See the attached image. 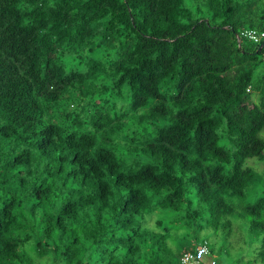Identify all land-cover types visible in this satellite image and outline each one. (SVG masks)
<instances>
[{
    "label": "trees",
    "instance_id": "1",
    "mask_svg": "<svg viewBox=\"0 0 264 264\" xmlns=\"http://www.w3.org/2000/svg\"><path fill=\"white\" fill-rule=\"evenodd\" d=\"M246 28L264 0H0V264H180L240 216L264 264Z\"/></svg>",
    "mask_w": 264,
    "mask_h": 264
},
{
    "label": "rangeland",
    "instance_id": "2",
    "mask_svg": "<svg viewBox=\"0 0 264 264\" xmlns=\"http://www.w3.org/2000/svg\"><path fill=\"white\" fill-rule=\"evenodd\" d=\"M144 111V110H141ZM260 136L264 139V129L260 132ZM246 163L253 166L256 171L257 177H261L264 175V159L261 161L256 160L255 158L247 159ZM240 225L238 234L240 236L241 241L238 240V237L234 234L230 238V246L227 248V251L224 247V241H218V244L216 247L221 246L220 251L218 253L211 255H206L205 260H210V258H213L217 260L218 264H261L260 262H255V260L252 257V253H250V250L246 249L244 250L243 247H240V244L246 240V242L249 241V237L247 235V232L245 231V223L246 220L244 217L240 216L239 218ZM226 251V252H225ZM37 264H64L60 261H55L52 258H45L41 261H38Z\"/></svg>",
    "mask_w": 264,
    "mask_h": 264
},
{
    "label": "built area",
    "instance_id": "3",
    "mask_svg": "<svg viewBox=\"0 0 264 264\" xmlns=\"http://www.w3.org/2000/svg\"><path fill=\"white\" fill-rule=\"evenodd\" d=\"M240 37H243L255 44H260L264 41V31H259L253 28L242 29ZM249 90V89H247ZM210 255L207 241L199 243L194 250L185 251L180 257V264H216L215 259L205 260V256Z\"/></svg>",
    "mask_w": 264,
    "mask_h": 264
},
{
    "label": "water",
    "instance_id": "4",
    "mask_svg": "<svg viewBox=\"0 0 264 264\" xmlns=\"http://www.w3.org/2000/svg\"><path fill=\"white\" fill-rule=\"evenodd\" d=\"M264 46V41L260 43L259 49Z\"/></svg>",
    "mask_w": 264,
    "mask_h": 264
}]
</instances>
